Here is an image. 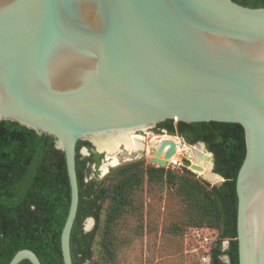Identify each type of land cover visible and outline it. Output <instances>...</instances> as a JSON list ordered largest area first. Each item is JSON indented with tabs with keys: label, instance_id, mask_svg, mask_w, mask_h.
<instances>
[{
	"label": "water",
	"instance_id": "water-1",
	"mask_svg": "<svg viewBox=\"0 0 264 264\" xmlns=\"http://www.w3.org/2000/svg\"><path fill=\"white\" fill-rule=\"evenodd\" d=\"M3 119L53 135L65 152V264H73L80 139L95 144L110 131L167 119L241 124L239 264H264V7L234 0H0ZM176 147L161 140L151 161L166 166ZM210 155L211 173L224 180ZM23 259L43 264L31 248L8 264Z\"/></svg>",
	"mask_w": 264,
	"mask_h": 264
},
{
	"label": "trees",
	"instance_id": "trees-1",
	"mask_svg": "<svg viewBox=\"0 0 264 264\" xmlns=\"http://www.w3.org/2000/svg\"><path fill=\"white\" fill-rule=\"evenodd\" d=\"M234 1L244 6L264 7V0ZM158 124V132L167 127L169 132L184 136L191 144L204 142L213 154V172L223 176L221 184L210 185L187 177L185 172L180 175V184L191 202L189 222L195 226L206 225L219 234L211 264H239L236 181L246 155L244 127L232 122L174 119ZM187 128L195 135L186 133ZM82 146L89 148V155L81 154ZM102 159L103 153L94 151L89 140L78 141L76 169L80 201L70 238L73 264H86L92 259L98 225L84 231L83 224L88 217H93L96 223L100 221L103 200H108L109 208L101 244L104 257L114 262L115 229L131 206L132 194L142 187L145 179L150 183L168 181L174 184L178 175L170 168L143 161L126 164L102 179H88L92 165L99 166ZM70 204L66 156L56 147L55 137L40 134L17 121L0 120V264H8L23 248L33 249L43 264H65L61 235ZM225 239H228L226 249L223 248ZM18 264L33 263L23 259Z\"/></svg>",
	"mask_w": 264,
	"mask_h": 264
},
{
	"label": "rangeland",
	"instance_id": "rangeland-1",
	"mask_svg": "<svg viewBox=\"0 0 264 264\" xmlns=\"http://www.w3.org/2000/svg\"><path fill=\"white\" fill-rule=\"evenodd\" d=\"M140 130L125 131L126 136H140V141L144 144V147L136 150L119 145L114 152L110 153L108 150L99 149L91 138L82 139L89 140L94 151L103 153L100 165H92V172L89 174L88 179L105 178L129 163L144 161L145 164L155 165L151 161V157L157 148L156 145L153 147V144L156 140L158 145V136L150 131L149 126H145ZM188 147L190 148L189 145H182L184 154L188 153ZM80 152L84 156L90 154V150L86 146H82ZM109 155H115L116 159L108 158ZM190 156L192 160L195 157V155ZM104 165H106V168H103ZM171 170L178 174L174 178V184L168 183V181L150 183L145 179L142 187L132 194L131 206L119 219L115 229L117 251L114 262L104 257L101 244L102 229L109 208L108 200L102 201L98 223L93 218L91 225L88 226L89 220L86 218L84 221L86 231H90L98 225L92 245V259L87 261L86 264H200L195 256L187 252L189 245L186 234L195 225L189 222L191 202L188 195L185 196V190L180 184V175L185 172L187 177L207 182L210 185H219L223 179L214 173L207 176L203 172L202 174L210 180L208 181L202 175L197 176L195 173L190 174L180 169ZM226 240L225 246L228 244V239Z\"/></svg>",
	"mask_w": 264,
	"mask_h": 264
},
{
	"label": "built area",
	"instance_id": "built-area-1",
	"mask_svg": "<svg viewBox=\"0 0 264 264\" xmlns=\"http://www.w3.org/2000/svg\"><path fill=\"white\" fill-rule=\"evenodd\" d=\"M159 142L163 139H172L176 142L177 147H181V150L178 151L176 147L175 153L167 160L166 166H161L158 163H155L158 167H165L171 169H180L181 171L189 170L192 173L197 174V176L203 175L200 170L193 168L189 164H185L183 160L186 158L189 161L191 160L190 154L194 155V150H199L200 154H211L208 152L203 146L198 145H189L192 151L187 154L183 153L182 145L185 144L184 139L179 135H167L165 133L158 136ZM198 146V148H197ZM169 145L166 147V149ZM201 147V150L199 149ZM164 157V156H163ZM211 158V155H210ZM212 159V158H211ZM194 165L200 166L198 163H193ZM219 239V234L215 229H212L207 226H194L191 227L186 234V240L188 242L189 248L187 252H189L192 256H195L200 264H211L212 259V250L214 246L217 244ZM225 239L223 241V248L226 249L228 244L225 246ZM226 255L223 256V259Z\"/></svg>",
	"mask_w": 264,
	"mask_h": 264
},
{
	"label": "bare ground",
	"instance_id": "bare-ground-1",
	"mask_svg": "<svg viewBox=\"0 0 264 264\" xmlns=\"http://www.w3.org/2000/svg\"><path fill=\"white\" fill-rule=\"evenodd\" d=\"M134 130V129H131ZM125 131H130V130H116V131H110L109 133H107L106 135H103L101 137H98L97 139H95V143L98 146L99 149L101 150H108L110 153L114 152L119 145L124 142L126 147L129 149H139L144 147V144L140 141V137H135V136H126L125 135ZM154 145L157 146V141H154L153 147ZM178 151L181 150V147H179L178 145ZM188 152L189 150H191V148H187ZM199 149L201 150V147H199ZM150 150V149H149ZM165 153V150L163 151V153L161 154V156L163 157ZM191 155V154H190ZM194 155L195 157L193 158V160H190V164L192 165L193 163H198L201 167L200 172L201 173H205L207 176L210 175V168H211V158L209 154H200L199 150H194ZM108 158H113L116 159L115 155H109ZM191 158V156H190ZM103 168H106V165L103 166ZM92 223V219H89L88 221V226L91 225Z\"/></svg>",
	"mask_w": 264,
	"mask_h": 264
},
{
	"label": "flooded vegetation",
	"instance_id": "flooded-vegetation-1",
	"mask_svg": "<svg viewBox=\"0 0 264 264\" xmlns=\"http://www.w3.org/2000/svg\"><path fill=\"white\" fill-rule=\"evenodd\" d=\"M149 128L151 129L150 131H151L152 133H154L155 135H157V136H159V135H161V134H163V133H165V134H167V135H179V136H181L180 134H172L171 132H169V130H168L167 127H166L165 129H163L162 132H158V130L160 129V125H159L158 123H155V124H151V125H149ZM140 129H141V128H140ZM140 129H137V131H138V130L141 131ZM185 132L188 133V134H190L191 136H194V135H195V134L192 133V131H190L189 128L185 129ZM135 133H136V132H135ZM135 136H139V135H135ZM139 137H140V136H139ZM181 137L184 139V142H185L186 145H191V146H193V145L201 144V146H203V147L207 150V148H206V144H205L204 142H197V143L191 144V143H189V142L185 139L184 136H181ZM142 140H143V139H142ZM120 145H124V147H126V145H125L124 142H122V144H120ZM207 151H208V150H207ZM208 152H210V151H208ZM212 156H213V154H212ZM213 160H214V158H213ZM213 163H214V161H213ZM85 220H86V219H85ZM83 229H84V231H86V228H85L84 224H83Z\"/></svg>",
	"mask_w": 264,
	"mask_h": 264
}]
</instances>
